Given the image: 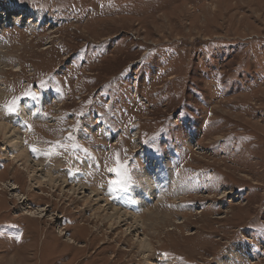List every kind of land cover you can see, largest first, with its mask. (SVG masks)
<instances>
[{"label":"rangeland","instance_id":"1","mask_svg":"<svg viewBox=\"0 0 264 264\" xmlns=\"http://www.w3.org/2000/svg\"><path fill=\"white\" fill-rule=\"evenodd\" d=\"M0 32V119L65 182L0 137V264H264V0H0Z\"/></svg>","mask_w":264,"mask_h":264},{"label":"bare ground","instance_id":"2","mask_svg":"<svg viewBox=\"0 0 264 264\" xmlns=\"http://www.w3.org/2000/svg\"><path fill=\"white\" fill-rule=\"evenodd\" d=\"M10 20H12V18H10ZM5 24H2L1 25V27L3 28V26H4ZM36 28V27H35ZM1 33V32H0ZM1 38V37H0ZM44 50H47V49H44ZM0 68H1V66H0ZM1 86V85H0ZM5 88H0V100H3L4 101V99H5ZM23 105H26L29 109H31L30 108V106H28L27 104H23ZM22 106V105H21ZM22 108H24V107H22ZM22 108L20 107V115L19 116H21V117H19L18 119L20 120V119H23V123H24V116H27V114L29 113V112H31V111H27V109H26V111L25 110H22ZM26 108V107H25ZM29 115H31V114H29ZM35 116V115H34ZM15 121H16V119H15ZM17 122V121H16ZM22 123V124H23ZM18 125L17 124H15V125H12L10 122H4V121H2L1 119H0V137L1 138H4V141H5V144L6 143H9V145H6V149H4V152H6L7 153V157L9 158H11V159H8V160H12L15 164H20V162L22 161L21 160V158H24V159H27V161H28V163H29V165L28 164H26V169H25V171H27L28 172V174L30 175L29 177H30V181L31 182H33L34 184H37V185H39V183H40V185H39V187H43V185H47V187L49 186L50 188H57V187H61L62 185H65V182L64 181H58L56 178H55V176L53 175V174H51V173H48V174H44L41 178H40V181H38V182H36L37 181V177L38 176H41V174L39 175L38 173L39 172H41V170H42V168H41V166H43L41 163H39L38 161H33L32 159H28V153L24 150V139H23V137H21V136H19V134L21 135V133H20V129L17 127ZM135 139L134 140H137V137L135 136L134 137ZM137 143V142H136ZM21 146L23 147V148H21ZM12 147H14L15 148V150L16 151H18V153L17 154H14V153H12V150H10V149H12ZM9 149V150H8ZM14 152V151H13ZM145 162H146V164H147V162H148V160L147 159H143ZM149 165V164H148ZM32 169V170H31ZM57 178H59V177H57ZM160 180H161V176H160ZM32 184V183H31ZM158 184H161V183H159L158 182ZM13 187V185H11V183H7V182H4V183H1L0 184V191H7V192H10V191H12V190H14L15 189V187L14 188H12ZM157 189H153V188H151V190H150V195H151V199H153V198H155L154 197V192L156 191ZM97 195H90V198L86 201L87 202V204L89 203V200H93V201H96L95 200V197H96ZM146 197V196H145ZM16 198H19V196L18 195H16ZM94 198V199H93ZM20 199V198H19ZM21 199H24V198H21ZM92 201V202H93ZM98 201V200H97ZM143 202V201H142ZM110 204H105V209H104V211H102L103 213L104 212H106V211H108L110 208H107L108 206H109ZM111 210V209H110ZM37 211H39V210H37ZM42 211V210H41ZM115 211H117V209H114V211L113 212H115ZM43 212V211H42ZM135 212V211H134ZM136 213V212H135ZM25 214L26 215H28V216H30V217H34V218H36V217H39V218H42L43 217V215H41V216H36V215H40V213L38 212H25ZM95 214L98 216V221H101V218H104V216H102L101 215V212L100 211H97V212H95ZM130 218H132L134 221H135V223H138L139 222V224H140V222H141V220L139 219V217L138 216H135V214H134V216L132 215V214H127V213H125V212H122V211H117L116 213H114V215L112 216V217H110L109 219V221L111 222V228L112 229H114V226L115 225H119V224H121V223H123V222H125V221H128ZM33 219V218H32ZM37 219V218H36ZM104 220H105V218H104ZM132 220V221H133ZM108 221V220H107ZM141 226H143V224L141 225ZM133 227V226H132ZM132 232V231H131ZM64 234V233H63ZM144 237V236H143ZM69 243L70 244H74V239H69ZM143 247H145V246H147L148 245V243H147V240H146V238H143L142 240H141V243H140ZM146 249V248H145ZM144 249V250H145Z\"/></svg>","mask_w":264,"mask_h":264},{"label":"snow or ice","instance_id":"3","mask_svg":"<svg viewBox=\"0 0 264 264\" xmlns=\"http://www.w3.org/2000/svg\"><path fill=\"white\" fill-rule=\"evenodd\" d=\"M25 95L31 96L33 99L36 98V94L32 93V92L25 93ZM17 103H18L17 100L13 99L10 103L5 105V110L9 113H14V112L18 111ZM28 128H29V130H31V125H28ZM57 146L58 147H64V145L60 144L59 142H57ZM31 151L33 153H37L38 149L35 146H33L31 148ZM52 151L54 152L55 150L53 149ZM51 154H52V152L48 153V155H51ZM115 163H116V166L110 167L108 169V171L116 173V175L118 177H120V179L119 180H113V181H111V183L113 185H116V186H123L125 179L127 178L128 170H127L126 165L121 162L119 153H117L115 156Z\"/></svg>","mask_w":264,"mask_h":264}]
</instances>
